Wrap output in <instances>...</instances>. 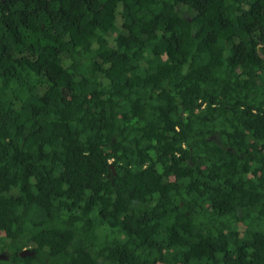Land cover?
Wrapping results in <instances>:
<instances>
[{"label": "trees", "instance_id": "1", "mask_svg": "<svg viewBox=\"0 0 264 264\" xmlns=\"http://www.w3.org/2000/svg\"><path fill=\"white\" fill-rule=\"evenodd\" d=\"M0 253L264 264V0H0Z\"/></svg>", "mask_w": 264, "mask_h": 264}, {"label": "water", "instance_id": "2", "mask_svg": "<svg viewBox=\"0 0 264 264\" xmlns=\"http://www.w3.org/2000/svg\"><path fill=\"white\" fill-rule=\"evenodd\" d=\"M30 253H32V251H31L30 249H28V248H24V249H22V250L19 252L20 256H24V255H26V254H30ZM0 256H1V253H0Z\"/></svg>", "mask_w": 264, "mask_h": 264}]
</instances>
